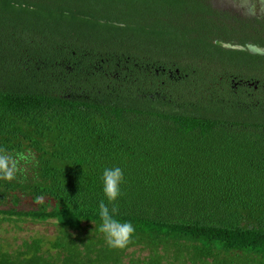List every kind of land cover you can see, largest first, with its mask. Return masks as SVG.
<instances>
[{"label": "trees", "instance_id": "16d2710c", "mask_svg": "<svg viewBox=\"0 0 264 264\" xmlns=\"http://www.w3.org/2000/svg\"><path fill=\"white\" fill-rule=\"evenodd\" d=\"M216 42L264 47V21L213 0H0L1 221L60 227L0 264L102 261L114 166L121 252L150 253L132 264H264V56Z\"/></svg>", "mask_w": 264, "mask_h": 264}, {"label": "rangeland", "instance_id": "374dc122", "mask_svg": "<svg viewBox=\"0 0 264 264\" xmlns=\"http://www.w3.org/2000/svg\"><path fill=\"white\" fill-rule=\"evenodd\" d=\"M39 204L35 203L30 198H24L21 201L20 206L18 207L20 210L30 211L37 208ZM2 208V207H1ZM4 209H8V207H4ZM78 238H84L87 242L91 241L89 239L94 240L93 231H83L80 233L72 232ZM60 235V227L58 226L55 220H50L48 222H34L32 220L22 221L18 223L13 222H4L1 221L0 217V247L2 246L5 250L9 252H13L18 250L24 242H31L34 239H44L46 246L45 250L48 249L49 243L54 241ZM94 243V241H93ZM122 249H114L110 248L105 251V256L102 257V261H99L96 264H109L110 261L113 264H132V261H137L139 259H144L149 256L150 253L147 251H142L139 248H132L128 250L126 255H123L121 252ZM180 251V252H179ZM172 250L171 253L173 257L178 254L181 255V250ZM177 252V253H176ZM164 254V252L162 251ZM176 253V254H174ZM112 256V260H110ZM97 257V256H96ZM184 264V263H177Z\"/></svg>", "mask_w": 264, "mask_h": 264}, {"label": "clouds", "instance_id": "9594fccd", "mask_svg": "<svg viewBox=\"0 0 264 264\" xmlns=\"http://www.w3.org/2000/svg\"><path fill=\"white\" fill-rule=\"evenodd\" d=\"M17 168L12 156L0 151V177L12 179ZM124 180L123 169L119 166L103 169L102 193L105 199L99 202V231L104 234L107 245L114 249H123L128 245L135 233L131 221H122L118 215L116 202L121 194Z\"/></svg>", "mask_w": 264, "mask_h": 264}, {"label": "flooded vegetation", "instance_id": "af4514ba", "mask_svg": "<svg viewBox=\"0 0 264 264\" xmlns=\"http://www.w3.org/2000/svg\"><path fill=\"white\" fill-rule=\"evenodd\" d=\"M213 4L246 19L264 21V0H213Z\"/></svg>", "mask_w": 264, "mask_h": 264}, {"label": "water", "instance_id": "95a60500", "mask_svg": "<svg viewBox=\"0 0 264 264\" xmlns=\"http://www.w3.org/2000/svg\"><path fill=\"white\" fill-rule=\"evenodd\" d=\"M218 45L230 49V50H238V51H250L252 54L255 55H263L264 56V47L255 46V45H247V46H241V45H235L231 43H223V42H216Z\"/></svg>", "mask_w": 264, "mask_h": 264}]
</instances>
